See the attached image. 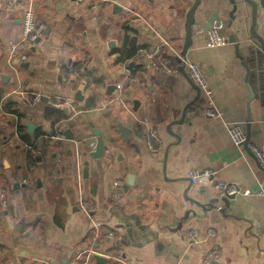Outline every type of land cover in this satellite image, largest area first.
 <instances>
[{
    "label": "crops",
    "instance_id": "obj_1",
    "mask_svg": "<svg viewBox=\"0 0 264 264\" xmlns=\"http://www.w3.org/2000/svg\"><path fill=\"white\" fill-rule=\"evenodd\" d=\"M194 2L35 0L45 30L28 62L0 52V188L10 204L0 211V264H97V254L108 264H202L207 247L186 240L189 227L216 231L217 264H264V169L227 130L240 124L247 134L249 124V143L264 153V53L250 34V6L201 0L196 12V23L211 13L224 21L226 45L206 47L208 31L199 29L186 55L204 70L221 119L206 115V98L179 71L178 58L177 73L136 59L140 49L164 42L181 53ZM25 9V1L0 0V42L21 39ZM256 32L264 39L261 6ZM152 130L157 151L149 148ZM96 134L101 159L90 156ZM202 169L216 174L191 182L190 173ZM27 177L33 188L23 187ZM115 181L124 183L122 200L112 197ZM219 181L241 190L230 207ZM83 201L94 214L79 208ZM107 233L115 238L95 247L93 237Z\"/></svg>",
    "mask_w": 264,
    "mask_h": 264
},
{
    "label": "built area",
    "instance_id": "obj_2",
    "mask_svg": "<svg viewBox=\"0 0 264 264\" xmlns=\"http://www.w3.org/2000/svg\"><path fill=\"white\" fill-rule=\"evenodd\" d=\"M18 1L26 2V9L23 13L22 20V37L17 41H9L6 43L0 42V52H5L9 55L11 62H28L30 59V52L35 47L37 41L43 37L45 27L42 23L37 22L34 2L35 0H12L15 4ZM76 3H82L86 0H68ZM223 21H215L206 34V47L219 48L228 43L227 38L221 33L223 29ZM171 50V56L165 53L164 48ZM174 58H178L181 67L184 68L186 74L192 83L197 86L206 98L208 108L205 113L211 119H221L222 113L214 107L213 92L209 87L207 76L201 66L192 62L187 56L182 57L179 51H175L169 43L164 42L156 48H142L136 54V59L144 66L153 69L154 71H165L167 73H177L178 69L173 64ZM121 88L122 85H119ZM40 101L39 97L32 99L31 103H37ZM228 134L237 148H247L257 159L259 165L264 169V153L259 147H255L247 142V134L245 129L240 124H232L227 126ZM58 138H62V135H58ZM149 148L152 151H157L156 142L159 141L157 132L152 130L149 137ZM91 150L95 149L96 144L91 143ZM58 165H56V174ZM216 173L212 170H194L190 173V179L197 183L204 179L212 178ZM24 188H33L35 182L32 178L27 177L22 181ZM217 189L221 198H229L237 196L241 193L240 188L235 183H229L219 181L217 183ZM112 197L115 200H122L124 197V183L122 181H115L112 184ZM243 195H250V191H244ZM264 197V188L258 193ZM79 208L87 214H94V206L90 201H83L80 203ZM0 211L8 213L10 211V204L8 195L5 188H0ZM184 237L187 241L194 245H205L204 256L202 258V264H217L220 257V247L216 241L217 233L213 229H208L205 235L194 228L189 227L184 232ZM112 233H107L101 237L94 236L93 243L95 247L101 245L102 242L114 239Z\"/></svg>",
    "mask_w": 264,
    "mask_h": 264
},
{
    "label": "water",
    "instance_id": "obj_3",
    "mask_svg": "<svg viewBox=\"0 0 264 264\" xmlns=\"http://www.w3.org/2000/svg\"><path fill=\"white\" fill-rule=\"evenodd\" d=\"M232 3H234V0H230ZM244 2L250 6L251 8V15H252V23H251V27H250V34L251 37L256 40L255 43L258 45L259 49L264 53V39L258 35V33L256 32V21H257V16H258V9L261 6L262 8H264V0H244ZM201 4V0H195L193 6L191 7V9L188 11L187 13V17H186V38H185V43L183 45V49L181 52V56L185 57L187 55V52L189 50V48L191 47L192 43H193V33L196 30H202V32H207L212 24L215 21H219L222 20L221 19V14L219 13H211L210 17L204 19V22H197L196 23V12L198 11V8L200 7ZM218 7L220 8L221 5H218ZM119 8L114 6V10H118ZM236 9L234 8L231 13H230V17L232 18V16L234 15ZM224 22V21H223ZM204 24H205V29H204ZM135 39H133L132 44L135 43ZM230 43H235L234 38L230 39L229 41ZM37 43H39V40L37 41ZM238 45H236V50H237V55L242 58L239 53H238ZM23 67H28L27 64H24ZM246 69H247V75L249 77L250 75V69L247 65H245ZM179 71L181 73L185 74V70L183 67L179 68ZM196 87V86H195ZM197 89V93H198V97H200L201 91L198 87H196ZM80 93L77 94V98L80 99ZM186 116V112L184 114V118ZM184 118L182 117L181 120L179 121H175L174 123H172L170 125V128H172V126L174 125H181L184 122ZM249 122H250V117H249ZM27 127H30V125L28 124ZM119 129L122 133H127L130 131L129 128L124 127L122 124L119 123ZM97 135V142H96V146L95 149L91 152L90 156L93 159H101L104 157V146H103V141L102 138L100 137L99 134ZM69 139H72L71 136H67ZM250 140V127L248 124V131H247V142H249ZM88 172H89V163L85 162V168H84V176L88 177ZM131 179V178H130ZM206 180V179H205ZM190 181L192 182V180L190 179ZM130 183L125 186V191L127 192L130 189ZM235 197H229V198H224L223 202L225 203L226 207H230V202L232 199H234ZM131 218H134V216H132ZM137 219V218H136ZM95 259L97 261V264H108V259L106 257H103L99 254L95 255Z\"/></svg>",
    "mask_w": 264,
    "mask_h": 264
},
{
    "label": "trees",
    "instance_id": "obj_4",
    "mask_svg": "<svg viewBox=\"0 0 264 264\" xmlns=\"http://www.w3.org/2000/svg\"><path fill=\"white\" fill-rule=\"evenodd\" d=\"M136 55V54H135ZM131 56H133V55H131Z\"/></svg>",
    "mask_w": 264,
    "mask_h": 264
}]
</instances>
